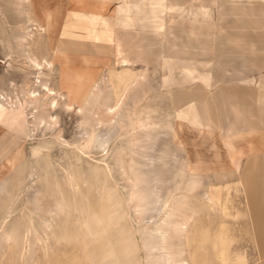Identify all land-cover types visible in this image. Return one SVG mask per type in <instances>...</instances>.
Segmentation results:
<instances>
[{
    "label": "rangeland",
    "instance_id": "1",
    "mask_svg": "<svg viewBox=\"0 0 264 264\" xmlns=\"http://www.w3.org/2000/svg\"><path fill=\"white\" fill-rule=\"evenodd\" d=\"M70 1V6L77 8L76 4ZM184 1L185 5L182 9L169 11L167 8H162L161 15L165 20L173 21L180 28L188 27L193 20L206 19L214 24L215 32L223 28L226 34L244 36L239 38V50L241 51L239 63L235 48H232L230 44L220 43L219 45V50L224 53L226 61L238 63L236 64L239 65L238 72L232 74L194 72L193 68L183 64V44L175 40L173 33L169 37L170 29H166L167 22L165 21L164 26L160 28L164 37L162 68L146 64L144 61L148 58L127 64L118 60L113 62V56L110 54L105 58L112 61V66L117 71L129 68L135 74L142 76L137 78L138 82L135 81L138 83L136 87L134 84L130 86L126 94L127 101L124 98L121 105V114L123 113L121 129L118 126L108 129L107 124L106 126L101 125L98 119L100 116L95 113V109L99 108L100 103L101 106H112L114 99L109 94L111 92L110 81V83H104V87L102 86L103 89L96 99L97 104H91L90 108H94V112L88 110V105L79 111L80 101L78 99L68 109L62 106V103L66 101L68 90L66 87L72 85L76 76L81 75L86 80V84L98 79L106 81L108 79L107 66L98 60L95 61L96 56L93 52L82 49L69 50L68 56L61 55L62 59L54 58L46 45L45 33H36L38 22L30 3L25 0H0V184L5 182V187L10 190V195H6L5 192L0 194V215L5 209L10 210L9 227H19L20 231L23 227L21 215L25 212H31L34 224L39 226V230L44 229L43 223L39 221L40 216L44 219L47 217L46 220H51V223L53 221V225L55 222L58 224V227H52L54 228L52 234L55 236L47 231L49 238L46 246L42 248V243H34L31 236L27 252L21 254L22 250L19 249L18 243L14 250L9 248L0 256V264H155V260L154 262L150 260L144 251L145 243L141 242L139 232L143 230L142 226L145 224L140 220V215L148 216L152 207L145 206L142 211L135 208L139 201H142V204L150 201L151 189L155 186L161 187L160 194H164L167 187L180 189L176 193L169 194L172 197L170 202L178 195L174 203L179 205L182 200L180 196L182 198L185 196L188 199L187 207L193 210V228L191 227L188 234L186 247L189 258H191L189 261L193 259L198 264H220L216 255V244L218 243L216 235L222 230L230 238L229 255L233 257L239 255L246 260L247 264H264V243L260 242L264 240L262 226L264 224L258 222V219L264 221V217L262 211L255 209L257 206L262 209L264 200V129L241 132L240 124L236 119L238 111L236 102H250L256 105L264 103V0H237L233 2L234 4L229 3V9L240 17V24L231 15H218L213 5L209 6L210 13L206 17L199 14L198 5L193 0ZM117 2V0L110 2L105 14H112ZM139 2L143 1L139 0ZM168 2L169 0H160L159 3L161 6H166ZM66 6L67 1L65 0V10ZM64 14H62L63 18ZM145 17H149V12L145 14L138 12L132 16L131 35L133 36L128 39L133 49L137 44L143 48L145 43H150L147 34H141ZM28 19L31 23L27 22ZM24 28L34 33L32 39L28 40L30 52L38 59L44 56L49 60L51 57L54 58L50 70L42 69L43 73L49 76L44 74L40 76L37 68L28 66L20 45L21 37L25 32ZM191 35L193 39L199 38L198 31H192ZM150 46L153 51L159 53L157 41ZM211 50V48L206 49L203 55L207 56ZM145 53L153 54L151 50ZM65 57L66 59L63 60ZM85 57L92 59H85ZM62 60L69 77V81L64 85L60 84V69L58 68ZM202 68L207 69L206 66ZM39 82L46 83L49 88L60 93L56 96V99L58 97L60 99L59 105L50 112L53 117L57 118V123L51 129L44 124H41L39 128L35 127L34 117L30 113L36 112V109L28 106L23 98L22 92L25 89L32 91L34 89L35 95L40 94L42 100L47 99L43 96V88L39 87ZM26 85H29L30 89ZM205 87L212 89L209 92ZM134 91L137 93L136 96L135 93L133 94ZM5 93L13 96L15 104L1 103L3 99L1 94ZM211 93L220 105L223 129L228 132L226 128L228 126L234 133L230 131L224 133L212 120L193 123L195 128L191 122L177 120L182 110L197 96H209ZM124 102H127V105ZM122 106H124L123 109ZM148 108L155 110L153 112L154 121L168 119L166 122L171 124L170 128L173 131L166 127L143 130L140 123H135V121L141 122L144 119V111ZM125 114L126 118H124ZM138 116H140L139 119ZM212 122L218 128L215 134L213 128H210ZM132 123L135 124L132 125ZM179 125H183V132H178L181 133L184 147L174 144L173 132L175 129L178 130ZM199 131L202 134H199ZM103 138L107 139V144L100 147ZM246 141H250V148L242 144L243 147L240 149V144ZM78 147L83 148V151ZM238 150L239 153L234 152ZM5 154L10 157L16 156L15 161L7 164L8 161L3 158ZM160 156L162 160L159 159ZM187 157H191L193 161L196 158L204 160L205 163L202 164L200 172L194 174L190 169L187 172L185 169V163L188 162ZM235 159L237 169L231 164V160ZM104 161L108 164V171L104 169ZM29 171L32 172V177L27 174ZM146 171L148 174L144 175ZM245 176L248 194L239 183V179H245ZM21 177L26 184L18 189V180ZM157 179L162 182L157 184ZM190 181L191 183L187 184ZM198 181L201 185L197 183ZM44 182L45 185H43ZM74 183L76 187L71 186ZM184 185H187L186 187L190 185L188 188L197 187V189L191 192L186 190V193L183 189L186 188ZM214 187H221L223 198L228 193L225 209L212 205L204 197L206 193H216ZM35 199H39V203ZM249 200L253 202L255 212L251 211V207L248 206L247 201ZM33 201L38 203V210H34ZM56 201L62 202L61 205L65 208L60 213L61 215L57 216L58 218L53 217V213L48 214L47 212L53 208ZM227 202H231L230 205ZM6 205L9 208H6ZM150 221L148 223L151 224L153 220ZM90 226L94 227L90 229ZM144 229L145 236H147L148 230ZM116 230L118 235L115 233ZM172 233L175 238H178V232L173 231ZM44 234L41 233L43 237ZM123 240L125 242H121ZM137 241L139 244L142 243L140 247ZM125 243H128V247ZM129 248H132L131 252H135H128L129 255H127L123 249L125 251Z\"/></svg>",
    "mask_w": 264,
    "mask_h": 264
},
{
    "label": "bare ground",
    "instance_id": "2",
    "mask_svg": "<svg viewBox=\"0 0 264 264\" xmlns=\"http://www.w3.org/2000/svg\"><path fill=\"white\" fill-rule=\"evenodd\" d=\"M24 1V0H23ZM26 2L28 1L30 3L31 9L34 13L35 18L37 19L38 24L36 25V33L39 32H44L45 34V40H46V45L48 47L49 52H51V55L55 58L58 57L60 58L61 55L64 56H68L69 54L62 51L60 49V47L57 45V36H58V31H59V27L62 21V14H64V10H65V0H25ZM22 13V12H21ZM28 13V12H27ZM26 13V14H27ZM28 23H31V20L28 19L27 21ZM35 22V21H34ZM36 24V23H35ZM24 34L21 37L20 40V45H21V49H23V52L25 54V59L26 62L28 63V66L30 68H37L36 70L38 71V75H42L43 73V68H46L48 70H50L53 66L52 61L54 60L53 57L49 59L44 57H40V59H38L36 57V55H33L29 48V44H28V40L32 39V37L34 36V33L31 32V30H28V28H24ZM37 38V37H36ZM19 43V42H18ZM28 48V49H27ZM35 52V51H34ZM132 58V57H131ZM136 58V57H135ZM62 59V58H60ZM65 58H63V60H65ZM85 59H92L90 57H85ZM121 59V57H120ZM63 60L59 63L58 68L59 70V74H60V84H65L66 82L69 81V77H68V73H66L67 68L65 67V65L63 64ZM94 60H98L99 62L104 63L107 66V70H108V81L104 80V79H98V80H92L89 81V83H85L86 80L81 77V75L76 76V78L73 80V83L71 86L66 87L67 90V96H66V101L62 103V106L64 108H69L71 107V104L75 102V100H79L80 101V105L78 106V110L82 111L84 108H86V106L88 105V110H92L94 112V108H90L91 104H97L96 99L99 97V93L102 91V86L104 85V83L108 82L111 85V92H109V94H111L113 96V104H111L112 106H101L100 104L98 105L99 108L95 109V113L97 115L100 116V118L98 117V119L100 120L101 125H108V129L109 128H113L114 126H118L122 127V122H121V105L123 104L124 98L127 101V92L130 89V86L134 84V86H137V82L138 79L142 77L141 74H135L132 70H130L129 68H122L121 70L117 71V69L113 68L112 66V61L110 59H105V58H99V57H94ZM128 60V59H127ZM111 61V62H110ZM126 61V60H125ZM137 61V60H136ZM139 61V60H138ZM135 62V61H134ZM146 64H152L154 66H160L162 68L163 62H162V57L159 59H147L146 61H144ZM10 65V64H9ZM27 65V64H26ZM114 65V64H113ZM27 67V66H26ZM28 67V68H29ZM25 69V68H24ZM43 69V70H42ZM45 69V70H46ZM156 69V68H155ZM152 70V68H151ZM162 70V69H161ZM28 72V71H26ZM25 72V73H26ZM45 72V71H44ZM24 73V74H25ZM30 73V72H29ZM32 73V72H31ZM36 73V74H37ZM48 73V71H47ZM28 74V73H27ZM26 75V74H25ZM29 75V74H28ZM37 75V76H38ZM44 75H47L46 73ZM49 76V74L47 75ZM46 76V77H47ZM28 77V76H26ZM43 77V76H42ZM45 77V76H44ZM101 77V76H100ZM29 78V77H28ZM48 78V77H47ZM26 79V78H24ZM37 79V78H36ZM23 80V79H22ZM30 80V79H29ZM46 80V79H45ZM84 80V81H83ZM144 80V78H143ZM28 80H26L27 82ZM41 81V80H40ZM110 81V82H109ZM135 81H137L135 83ZM33 82V81H32ZM36 82V81H35ZM34 82V83H35ZM46 83L48 81H45ZM38 83V82H37ZM46 83H42L39 82V87L43 88V92L44 95L46 96L47 99L45 98V100L41 99L40 94L35 95L34 93V89L32 90H27L25 89L24 92H22L23 94V98L25 99V101L28 103V106H31L32 109H36V112H31L30 114H32V116L34 117V123L36 124L35 127L39 128V126H41V124L46 125V127H48L49 129H51L52 127L55 126V124L57 123V118L53 117V115H51L50 112H52L54 110V108L59 105V100L60 99H56V96H58L60 93L59 91L55 92L53 89L49 88L47 86ZM28 84V83H27ZM31 84V83H30ZM107 84V83H106ZM36 85V83H35ZM109 85V84H108ZM27 86V85H26ZM29 86V85H28ZM30 89V87H28ZM38 86V85H36ZM104 87V86H103ZM32 89V88H31ZM135 89V88H134ZM199 89V88H198ZM36 90V89H35ZM137 90V89H135ZM10 91V90H9ZM39 91V88H38ZM132 92V90H131ZM130 93V92H129ZM135 93V91L133 92V94ZM137 93H135L136 96ZM3 95V99L1 100L2 104H6V105H10V104H15V102H13V96L9 93H5V94H1ZM131 95V94H130ZM134 96V95H133ZM132 96V98H133ZM101 97V96H100ZM131 97V96H130ZM112 98V97H111ZM129 98V95H128ZM129 100V99H128ZM131 101V99L129 100ZM62 102V101H61ZM127 102H124L125 105ZM129 103V102H128ZM131 103V102H130ZM130 105V104H128ZM124 106H122L123 109ZM128 107V106H127ZM132 109V108H131ZM154 109H147L146 111H144V119L141 122H137L135 121V123H140V126L143 128V130L145 129H152V128H162V127H166L167 129L171 127V124H169L168 119H159L157 120L158 122L154 121ZM124 112V110H123ZM129 112V111H127ZM82 113V112H79ZM133 113V111H132ZM128 114V113H127ZM140 114V113H139ZM102 115V116H101ZM88 116H90V114H88ZM135 116V115H134ZM97 117V116H96ZM126 114L125 117L126 118ZM129 117V116H128ZM140 116H138L139 119ZM99 122V121H98ZM121 123V124H120ZM135 123H132V125H134ZM88 124V123H87ZM131 125V124H130ZM106 126V125H105ZM89 127V126H88ZM165 128V129H166ZM173 128V127H172ZM164 129V130H165ZM46 130V129H45ZM154 130V129H152ZM170 130L173 131V129L170 128ZM157 131V130H156ZM160 131V130H159ZM178 131H180L181 133L183 132V125H179L178 130H174L173 134H174V144L184 147L183 146V140L181 138V133H179ZM133 132V131H132ZM199 134H202L201 131L198 132ZM95 136V134H94ZM90 138V137H89ZM93 138V137H92ZM100 139V138H99ZM91 140V138H90ZM57 141V140H56ZM96 141V140H94ZM154 142V141H153ZM107 144V139L103 138L102 141L100 142V147H103L104 144ZM91 144V141H90ZM105 144V145H106ZM80 147V146H79ZM78 147V148H79ZM105 147V146H104ZM80 149V148H79ZM81 151H83V148L80 149ZM147 150V149H146ZM149 155V154H148ZM169 155V153H168ZM171 155V152H170ZM173 155V154H172ZM176 155V153H175ZM165 156V155H164ZM167 156V155H166ZM162 156L159 157V159H161ZM3 158L8 161L6 162L7 164H10L11 162H14L16 159V156L10 157L8 154H5L3 156ZM157 158V157H156ZM165 158V157H164ZM170 158V157H169ZM2 159V158H1ZM145 159V158H144ZM149 159V158H148ZM184 159V158H183ZM188 162L185 163V169L188 172V169H190L191 171H193L192 173H198L201 171L202 169V164L205 163L204 160L201 159H195L194 161L191 159V157H187ZM190 159V160H189ZM162 160V159H161ZM152 161V158H151ZM172 162L174 160H171ZM176 162V161H175ZM178 162V161H177ZM176 162V163H177ZM152 164V163H150ZM104 169L106 171H108V164L104 161ZM154 165V164H153ZM121 166V165H120ZM148 166V165H147ZM151 166V165H150ZM158 166V165H157ZM152 167V166H151ZM32 170V169H31ZM30 170V171H31ZM28 172L27 174L32 177L33 174L32 172ZM44 172V171H43ZM46 172V171H45ZM151 172V171H150ZM186 172V171H185ZM35 173V172H34ZM143 173V172H142ZM147 173V171L145 173H143L144 175ZM161 173V172H160ZM45 174V173H44ZM124 174V173H123ZM148 174V173H147ZM37 175V174H36ZM47 175V173L45 174ZM153 175V174H152ZM192 175V174H191ZM28 176V177H29ZM38 176V175H37ZM36 176V177H37ZM40 177V176H38ZM37 177V178H38ZM143 177V176H142ZM157 177V176H156ZM191 177V176H190ZM35 178V177H34ZM31 179V178H30ZM33 179V178H32ZM36 179V178H35ZM40 179V178H39ZM163 179V178H162ZM169 179V178H168ZM194 179V178H193ZM74 180V179H73ZM77 180V179H76ZM135 180V179H134ZM139 180V179H138ZM142 180V179H141ZM158 180V179H157ZM192 180V178H191ZM3 181V180H2ZM23 177L19 178L18 180V189H20L22 186H25L24 182H23ZM31 181V180H30ZM33 182L34 179L32 180ZM48 181V180H47ZM137 181V180H135ZM200 181V179H199ZM197 182L199 185H201V182ZM17 182V181H16ZM75 182V181H74ZM140 182V181H139ZM145 182V181H144ZM162 182V180H158L157 184H160ZM184 182V181H182ZM48 183V182H47ZM76 183V182H75ZM71 184V186L76 187V184ZM138 183V182H137ZM143 183V182H142ZM149 183V182H147ZM153 183V182H152ZM177 183V182H176ZM187 183V182H186ZM185 183V184H186ZM190 182H188L187 184H190ZM192 183H194L192 181ZM24 184V185H23ZM156 184V183H155ZM180 184V183H179ZM34 185V184H33ZM45 185V182L44 184ZM141 185V184H140ZM148 185V184H147ZM146 185V186H147ZM162 185V184H161ZM183 185V184H182ZM195 185V184H194ZM238 185V184H237ZM242 185V184H241ZM145 186V185H144ZM155 186V185H154ZM185 186V185H184ZM187 186V185H186ZM185 186V187H186ZM190 186V185H189ZM188 186V187H189ZM223 186V185H222ZM35 187V186H34ZM136 187V186H135ZM141 187V186H140ZM182 187V186H181ZM183 188L186 190H188V192H191L194 189H197V187L195 188ZM199 187V186H198ZM226 187V185L224 186ZM33 188V187H32ZM71 188V187H70ZM216 189V193L212 194V192L206 193L204 194V197H206V199L208 201H210L211 204L221 207L223 209H225V207L227 205H225L226 201H227V194L224 195L225 198L222 197L221 194V187H214ZM223 188V187H222ZM243 188V186H242ZM72 189V188H71ZM132 189V188H131ZM144 189V188H143ZM154 189V190H153ZM160 189L161 187H154L151 189V193L152 196H150L148 198H150L149 202H143L142 201L135 206V208L140 209L142 211V208L151 206V212L150 214L147 216L145 214H141L140 216V220L142 221V223L144 222L145 224L142 226L143 230H139L140 232V237H141V242L145 243L144 247V251L146 252L148 258H150V260H155V264H198L197 261H194L193 259L189 261V255H188V251H187V243H188V234L191 231V227L193 226V210L191 211L190 207H187V202L188 199L184 196L180 200V204L177 205L176 199L178 198V195L175 197V199L173 201L170 202V199L172 197L169 196V194H173V192H177L180 189L176 188L175 189H170L169 187L166 188L165 193L164 194H160ZM171 192H170V190ZM212 189V188H211ZM229 189V187L227 188ZM182 190V189H181ZM223 190V189H222ZM244 190V188H243ZM40 191V190H37ZM139 191V190H138ZM156 191V192H155ZM5 192L6 195H10V190L8 188L5 187V182H3L2 184H0V194ZM137 193V192H136ZM146 193V192H145ZM187 193V191H186ZM226 193V192H225ZM106 194V193H105ZM138 194V193H137ZM136 194V195H137ZM178 194V193H177ZM129 195V194H128ZM135 195V194H134ZM131 196V195H130ZM144 196V195H143ZM173 196V195H172ZM133 197H137V196H133ZM141 197V195L139 196ZM146 197V196H145ZM169 197V199H168ZM143 198V197H142ZM140 198V199H142ZM147 198V199H148ZM139 199V200H140ZM144 199V198H143ZM36 200V199H35ZM39 200V199H38ZM36 200L38 203L39 201ZM138 200V199H137ZM146 200V199H145ZM149 200V199H148ZM233 200V199H232ZM33 201V204H35V209L34 210H38L39 205L37 206V202ZM229 201V200H228ZM231 203V202H229ZM227 202V204H229ZM62 202L60 203L59 201L55 202V205L53 206V208H50V210H48V214L49 213H53V217H57L61 212H63L65 210V208L63 207ZM67 204V203H66ZM65 205V204H64ZM230 205V204H229ZM50 206V207H52ZM223 206V207H222ZM67 207V205H66ZM6 208H9V206ZM11 208V207H10ZM231 208V207H230ZM234 208V207H233ZM49 209V207H48ZM233 210V209H232ZM138 211V210H137ZM153 211V212H152ZM226 211V210H225ZM46 212V213H47ZM140 212V211H139ZM222 212V210H221ZM237 212V211H236ZM31 213V212H30ZM30 213H23L21 215V219L23 220V227L22 230L20 231L19 227H9V217L11 215V211L10 210H6L0 215V256L3 255L7 249L9 248H13L17 246L22 253H25V251L27 252V250H29V244H30V240L29 238L32 236V238L34 239V243L36 242V244H40L42 243V248L43 246H46V242L49 238V235H47V231H50L51 235L55 236L54 234H52V230L54 231V228L52 229V227H58V224L53 225V221L52 223L50 221H47V217H45L46 219L43 218V216L39 217V221H41V223H43L42 225H44V229L39 230V226H35L34 224V220L33 217ZM45 213V212H44ZM76 213V212H75ZM114 213V212H113ZM112 213V214H113ZM145 213V212H144ZM154 213V214H153ZM34 215V214H33ZM61 215V214H60ZM226 215V214H225ZM58 218V217H57ZM56 218V219H57ZM102 220V219H101ZM150 220H153V222L150 224ZM54 221H56L54 219ZM112 221V220H111ZM148 221H150L148 223ZM236 221V220H235ZM50 222V223H49ZM39 223V222H38ZM113 223V222H111ZM95 224V223H94ZM108 224V223H107ZM118 224V222L116 223ZM60 225V224H59ZM83 225V224H82ZM87 225V224H86ZM111 225V224H110ZM114 225V224H112ZM235 225V224H234ZM117 226V225H116ZM148 226V228H147ZM218 226V225H217ZM220 226V225H219ZM41 227V224H40ZM91 227V226H90ZM94 227V226H92ZM92 227L90 229H92ZM141 227V226H140ZM139 227V228H140ZM39 228V229H38ZM67 228V227H66ZM114 228V227H113ZM117 228V227H116ZM146 228L148 230V234L146 235L145 229ZM193 228V227H192ZM218 228V227H217ZM84 229V228H83ZM112 229V228H111ZM120 229H122L120 227ZM215 229V226H214ZM57 230V228L55 229ZM86 230V229H85ZM109 230V229H108ZM213 230V229H212ZM64 231V230H63ZM92 231V230H91ZM138 231V230H137ZM173 231L178 232L177 237L175 238V236L173 235ZM61 232V231H60ZM59 232V233H60ZM121 232V231H120ZM119 232V235L121 236V233ZM41 233H45L44 237L43 235H41ZM49 233V232H48ZM115 233H117L116 235H118V231L116 230ZM133 233V232H132ZM145 233V234H144ZM56 234V233H55ZM58 234V233H57ZM62 234V232L60 233ZM66 234V233H65ZM91 234V233H90ZM59 235V234H58ZM63 235V234H62ZM115 235V236H116ZM60 236V235H59ZM90 236V235H89ZM95 236V235H93ZM103 236V235H102ZM124 236V235H123ZM122 236V237H123ZM128 236V235H127ZM130 236V235H129ZM62 237V236H61ZM64 237V236H63ZM110 237V236H109ZM139 237V236H138ZM217 238V244H216V255L217 258L219 259V263L220 264H241V259L239 257V255H236L235 257L229 255L228 252V245L230 242V238L228 237V235L226 233H224L222 230L217 233L216 235ZM118 239V237H117ZM125 240V238H123ZM127 239V238H126ZM32 240V239H31ZM121 241V242H125V241ZM129 240V239H128ZM33 241V240H32ZM117 242V241H116ZM232 242V241H231ZM129 243V242H128ZM128 243H125V246L128 247ZM136 243V242H135ZM138 243V241H137ZM111 244V242H110ZM119 244V243H118ZM122 244V243H121ZM231 244V243H230ZM141 244L138 243V246L140 247ZM31 247H33L32 245H30ZM124 246V247H125ZM120 247V246H119ZM118 247V248H119ZM126 247V248H127ZM130 247H132L130 245ZM113 248V247H112ZM134 248L136 249V245L134 244ZM110 250V249H109ZM112 250V249H111ZM116 249H114L115 251ZM132 248L130 249H123V252H126V254L128 252L130 253H134L131 252ZM137 250V249H136ZM113 251V252H114ZM120 251V249L118 250V252ZM117 252V251H115ZM138 252V251H137ZM30 253V252H29ZM123 254V253H122ZM136 254V253H135ZM119 255V254H118ZM121 255V252H120ZM129 255V254H127ZM133 255V254H131ZM130 255V256H131ZM215 255V254H214ZM23 256H27V255H23ZM126 258V255H124ZM136 256V255H135ZM134 256V257H135ZM133 258V256H131ZM128 258V257H127ZM136 258V257H135ZM134 258V259H135ZM138 259H141V257H137ZM147 258V257H146ZM136 259V260H138ZM23 261V257L21 259ZM135 261V260H134ZM193 261V262H192ZM126 262V261H125ZM137 262V261H136ZM152 262V263H153ZM129 263V262H128ZM132 263V262H131ZM127 264V263H126ZM134 264V263H133ZM200 264V263H199Z\"/></svg>",
    "mask_w": 264,
    "mask_h": 264
},
{
    "label": "crops",
    "instance_id": "3",
    "mask_svg": "<svg viewBox=\"0 0 264 264\" xmlns=\"http://www.w3.org/2000/svg\"><path fill=\"white\" fill-rule=\"evenodd\" d=\"M66 1L67 6L64 18L57 36V45L61 47L62 51L70 53L69 50H88L93 52L94 56H101V58H107L110 54L113 56V62L118 60L126 64L136 60L143 61L146 58L159 59L164 56V37L160 28L164 26V22L166 21V29H170V32H168L169 37L171 33H173L175 40L183 44L184 65L193 68L196 73L232 74L238 72L239 65L236 64L240 62L239 56L241 52L239 50V38H243L244 36L240 37L232 33L226 34V30L223 28L215 32L214 24L208 22L206 19L201 21L193 20L189 23L188 27L180 28L173 21L169 22L165 20L161 15L162 8H167L169 11L182 9L185 5L184 0H169L166 6H161L159 3L160 0H142L143 2H139V0H117L118 2L115 5L113 13L110 15L105 14V11L108 4L113 0H72L77 8L70 6V0ZM234 1L237 0H193V2L198 5L197 10L200 15L207 17L208 13H210L209 6L213 5L218 11V15H231L236 19L238 24H240V17L230 10L228 6L229 3H233ZM148 8L149 10L147 11ZM138 12H142L143 14L149 12V17H145L141 34H147L150 43L144 42L143 48H140V45L137 44L133 49L128 38L133 36L131 35L132 16ZM236 30L238 31V27ZM192 31L199 32L198 39L192 38ZM156 41L159 45V53L153 51L150 46L155 44ZM220 43L223 45L230 44L232 48L236 49L237 59L239 60L238 63H229L226 61L224 53L219 50ZM208 48L212 49L211 52L207 56L203 55V52ZM149 50L153 53L152 55L145 53V51ZM202 66H206L207 69L202 68ZM205 88L209 92L210 89H212ZM211 95L212 93L209 96H197L194 101H191L190 104L182 110L177 120L191 122L194 128L195 126L193 123L212 120L216 122L217 126L220 127L224 133H229V131L232 133L233 131L230 130L228 126H226L228 132H225L223 129L219 110L220 105ZM236 103V106H238L236 119L240 124L239 129L241 132L264 129V103L260 105L250 102L242 103L240 101ZM193 111L197 113L194 114ZM210 128H213L214 134L215 131L218 132V128L213 122ZM242 144H246L250 148V141L241 143L239 146L240 149L243 147ZM234 152L239 153L240 151ZM234 162L237 163L236 159L231 160V164L233 168L237 169ZM246 180L245 176V179H239V183L242 184L244 191L248 194ZM247 204L251 207V211H254L253 202L249 200ZM262 207L261 209L257 206L255 209L262 211L264 217V200ZM255 222L256 221H254V223ZM258 222L264 224L262 219H258ZM262 226L264 228V225ZM256 232H258L257 229ZM260 242L264 243V240ZM239 257L241 259V264H247L243 257Z\"/></svg>",
    "mask_w": 264,
    "mask_h": 264
}]
</instances>
